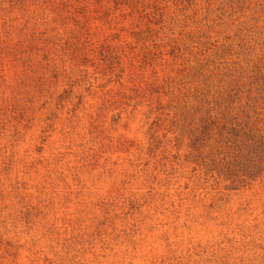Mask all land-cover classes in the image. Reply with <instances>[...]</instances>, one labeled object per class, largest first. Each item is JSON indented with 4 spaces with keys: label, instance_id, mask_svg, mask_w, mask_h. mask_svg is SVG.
Masks as SVG:
<instances>
[{
    "label": "rangeland",
    "instance_id": "obj_1",
    "mask_svg": "<svg viewBox=\"0 0 264 264\" xmlns=\"http://www.w3.org/2000/svg\"><path fill=\"white\" fill-rule=\"evenodd\" d=\"M0 264H264V0H0Z\"/></svg>",
    "mask_w": 264,
    "mask_h": 264
}]
</instances>
